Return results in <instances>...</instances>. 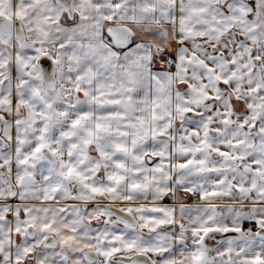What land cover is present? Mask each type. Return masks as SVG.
Segmentation results:
<instances>
[{
	"label": "snow or ice",
	"instance_id": "1",
	"mask_svg": "<svg viewBox=\"0 0 264 264\" xmlns=\"http://www.w3.org/2000/svg\"><path fill=\"white\" fill-rule=\"evenodd\" d=\"M0 264H264V0H0Z\"/></svg>",
	"mask_w": 264,
	"mask_h": 264
}]
</instances>
